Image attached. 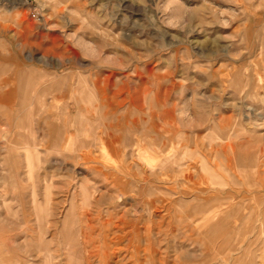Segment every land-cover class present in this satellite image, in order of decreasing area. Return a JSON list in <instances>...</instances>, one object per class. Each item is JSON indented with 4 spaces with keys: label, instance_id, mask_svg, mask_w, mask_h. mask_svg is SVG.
<instances>
[{
    "label": "rangeland",
    "instance_id": "obj_1",
    "mask_svg": "<svg viewBox=\"0 0 264 264\" xmlns=\"http://www.w3.org/2000/svg\"><path fill=\"white\" fill-rule=\"evenodd\" d=\"M0 264H264V0H0Z\"/></svg>",
    "mask_w": 264,
    "mask_h": 264
},
{
    "label": "bare ground",
    "instance_id": "obj_2",
    "mask_svg": "<svg viewBox=\"0 0 264 264\" xmlns=\"http://www.w3.org/2000/svg\"><path fill=\"white\" fill-rule=\"evenodd\" d=\"M173 166V165H172ZM180 166V165H179ZM174 167H176V166H174ZM204 168H206V167H204ZM208 170V169H207ZM185 172V178H184V181H185V183H186V187H190V184L189 183H192L193 182V178H192V176H191V173H189V171L188 170H185L184 171ZM191 188H192V186H191ZM191 188H188L189 190L191 189ZM187 189V188H186ZM194 212H195V210H193ZM73 231H70V232H68L67 233V239H66V241H67V246H68V250H70V247H71V245L72 244H76V243H78V238H75L74 237V235H73ZM84 236H85V238L86 239H88V238H91V237H89V235L86 233V234H84ZM72 256V255H71Z\"/></svg>",
    "mask_w": 264,
    "mask_h": 264
}]
</instances>
